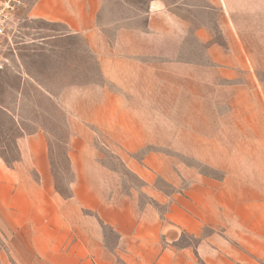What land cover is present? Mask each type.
I'll return each mask as SVG.
<instances>
[{"label": "crops", "instance_id": "obj_1", "mask_svg": "<svg viewBox=\"0 0 264 264\" xmlns=\"http://www.w3.org/2000/svg\"><path fill=\"white\" fill-rule=\"evenodd\" d=\"M116 1L141 16L104 26L105 0H36L32 18L62 31L31 42L48 48L39 70L27 71L17 54L20 69L10 70L14 57H3L0 78L19 80L0 85V115L16 134L18 158L8 164L0 154V264H264V231L244 251L211 238L205 247L177 248V225L197 236L192 213L177 219L189 200L174 198L168 226L155 213H136L133 199L110 186L115 172L100 164L94 132L118 143L126 166L150 183L143 167L161 156L147 155L144 165L125 156L150 140L151 122L138 110L157 107L139 100L175 92L177 109L182 100L212 109L230 100L240 125L263 123L264 0H148L145 10ZM61 130L73 176L66 196L56 188L51 149ZM103 225L118 235L113 251Z\"/></svg>", "mask_w": 264, "mask_h": 264}, {"label": "rangeland", "instance_id": "obj_2", "mask_svg": "<svg viewBox=\"0 0 264 264\" xmlns=\"http://www.w3.org/2000/svg\"><path fill=\"white\" fill-rule=\"evenodd\" d=\"M35 1L25 0L21 23L14 37L10 41L0 38V65L4 56H13L12 63L6 64L10 70L20 69L16 54L27 71L39 70V63L48 55V48L31 42L62 31L57 25L32 18L31 8ZM105 1L106 9L101 17L104 26L127 16H141L138 12L132 15L121 11V2ZM147 1L129 0L140 10H145ZM144 20L141 17L135 25L141 26ZM105 31L112 37L113 28L107 27ZM18 82L13 74L6 79L0 78V85L16 87ZM5 98L8 104H12L15 96L11 94ZM138 103L157 107L154 110H138L141 117L151 122L150 140L141 152L125 156L142 165L149 154L161 156L160 161L153 162L154 167H143L150 183L126 166L118 143L104 131L94 129L99 162L115 172L108 180L112 188L116 187L117 195L131 197L136 213H155L166 226L172 224L167 216L171 213L174 198L189 200L182 206L177 205L181 210H177V219L181 213H192L197 222L193 223L192 219L190 227L198 232L196 236L177 225V248L205 247L206 241L211 238L217 246L226 245L237 250L243 248L244 251L252 242H258L260 238L255 234L264 231V118L261 119L263 123L250 129L240 125L238 113L227 108L234 104L230 100L216 101L213 105H218L217 109H212L208 103L201 105L182 100L177 109L175 92L172 95L166 93L158 100L143 98ZM192 105L195 108L191 109ZM5 124L6 119L0 115V154L8 164H12L18 158L14 144L16 134L12 126ZM253 131L258 135L261 133V141L244 140ZM65 137L63 130L58 131L51 143L56 188L64 196L69 194L73 179L66 159ZM102 232L105 245L113 251L118 246V235L105 225ZM4 245L5 241L0 236V247Z\"/></svg>", "mask_w": 264, "mask_h": 264}, {"label": "built area", "instance_id": "obj_3", "mask_svg": "<svg viewBox=\"0 0 264 264\" xmlns=\"http://www.w3.org/2000/svg\"><path fill=\"white\" fill-rule=\"evenodd\" d=\"M25 0H0V38L9 41L18 32Z\"/></svg>", "mask_w": 264, "mask_h": 264}]
</instances>
